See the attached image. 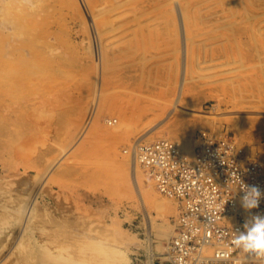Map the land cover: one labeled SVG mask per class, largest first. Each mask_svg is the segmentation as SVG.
Instances as JSON below:
<instances>
[{
  "label": "rangeland",
  "instance_id": "1",
  "mask_svg": "<svg viewBox=\"0 0 264 264\" xmlns=\"http://www.w3.org/2000/svg\"><path fill=\"white\" fill-rule=\"evenodd\" d=\"M0 46V264H169L134 143L264 163V0H0Z\"/></svg>",
  "mask_w": 264,
  "mask_h": 264
},
{
  "label": "built area",
  "instance_id": "2",
  "mask_svg": "<svg viewBox=\"0 0 264 264\" xmlns=\"http://www.w3.org/2000/svg\"><path fill=\"white\" fill-rule=\"evenodd\" d=\"M190 154L176 141L134 143L132 152L158 193L178 204L174 230L164 249L169 264H264L233 240L259 207L246 211L237 174L246 185L264 190V164L245 156L233 138L200 134Z\"/></svg>",
  "mask_w": 264,
  "mask_h": 264
},
{
  "label": "clouds",
  "instance_id": "3",
  "mask_svg": "<svg viewBox=\"0 0 264 264\" xmlns=\"http://www.w3.org/2000/svg\"><path fill=\"white\" fill-rule=\"evenodd\" d=\"M236 182L243 192L241 205L246 211L259 207L260 200L264 198V190L255 185H246L237 174ZM237 248L243 252L264 258V215H251L243 225V231L237 229L233 240Z\"/></svg>",
  "mask_w": 264,
  "mask_h": 264
},
{
  "label": "bare ground",
  "instance_id": "4",
  "mask_svg": "<svg viewBox=\"0 0 264 264\" xmlns=\"http://www.w3.org/2000/svg\"><path fill=\"white\" fill-rule=\"evenodd\" d=\"M15 16V15H14ZM14 19V21H16V25L17 26H15V31H16V33H19V34H21V35H24V34H26V33H28L29 34V27H26L27 25H24V24H22L21 23V21H20V19L21 18H17V16L15 17V18H13ZM14 21H13V23H14ZM32 31H33V29H32ZM32 36V35H31ZM28 37H29V35H28ZM37 37V36H36ZM38 39V38H37ZM21 40H23V39H21ZM34 41V40H33ZM38 41H39V39H38ZM38 41H36L37 43H38ZM40 41H42V40H40ZM41 43V42H40ZM39 44V43H38ZM45 45V44H44ZM2 46V45H1ZM0 46V47H1ZM32 46V45H31ZM37 46V45H36ZM50 46V45H49ZM49 46H46V47H49ZM3 47H4V44H3ZM41 47V46H40ZM43 47V46H42ZM49 48H51V47H49ZM39 49V48H38ZM2 49L0 48V52H2L1 51ZM8 50V49H7ZM4 51H6V49H4ZM34 52V51H33ZM38 52H39V50H38ZM4 53V52H3ZM2 54V53H1ZM17 54H19V53H17ZM3 55V54H2ZM11 55V54H10ZM15 56V55H14ZM0 58H1V55H0ZM14 58V57H13ZM16 59V58H15ZM11 60V59H10ZM27 60V59H26ZM32 60V59H31ZM7 61V60H6ZM18 61H20V60H17V62ZM21 61H23V59L21 60ZM8 63H9V61H7ZM36 62V61H35ZM29 63V62H28ZM33 63V62H32ZM11 66V68H12V70H14L15 68H17V67H14L11 63H9ZM30 64V63H29ZM4 65H5V67H6V65H8V64H5L4 63ZM31 65V64H30ZM21 67L19 68V69H17V70H19V71H21V78L23 79V78H25L26 79V77H28V75L30 74V71L29 70H31V68H29L30 66H28V64L27 63H24V61L22 62V64L20 65ZM2 67V66H1ZM4 68V67H3ZM11 70V71H12ZM2 72V71H1ZM0 72V73H1ZM9 72V71H8ZM15 72H17V71H15ZM3 73V75L4 76H6V75H8V73H5V72H2ZM17 73H19L20 74V72H17ZM33 73V72H32ZM16 74V73H15ZM14 76V75H13ZM15 76H17V75H15ZM2 78H5V77H2ZM2 78H1V80H2ZM15 78V77H14ZM9 79V78H8ZM4 80L5 79H3V83H4ZM2 82V81H1ZM9 82V81H8ZM14 82V81H13ZM18 82V81H17ZM12 84V83H11ZM1 85V84H0ZM3 85V84H2ZM1 85V86H2ZM5 85V84H4ZM3 87V86H2ZM6 87H7V85H6ZM8 88H9V90H10V87H9V85H8ZM6 89V88H5ZM4 89V90H5ZM3 90V91H4ZM7 90V89H6ZM5 90V91H6ZM8 90V91H9ZM17 90V89H16ZM24 91V90H23ZM13 92V91H12ZM16 92V91H15ZM10 93H11V91H10ZM1 94H2V92H1ZM6 94V93H5ZM12 94H14V93H12ZM16 94V93H15ZM28 94V93H27ZM24 95V94H23ZM16 96V95H15ZM9 97V96H8ZM14 97V96H13ZM17 97V96H16ZM10 98H12V97H10ZM15 98V97H14ZM13 98V99H14ZM25 98V97H24ZM20 98H19V96H18V100H19ZM12 100V99H11ZM14 101V100H13ZM21 101V100H20ZM25 101V100H24ZM19 102V101H18ZM13 103H16V102H13ZM15 110V109H14ZM17 110V109H16ZM167 138V137H166ZM166 138H164V139H166ZM161 140H162V138H160ZM156 140V139H155ZM159 140V139H158ZM171 140V139H170ZM173 141H175L174 139H173ZM153 142V141H152ZM176 142L179 144V146H180V148H181V150L183 151V152H185V153H187V152H189L190 150H188L187 152H186V150L187 149H185L181 144H182V142L180 141V143L178 142V140H176ZM187 154H190V153H187ZM262 163V162H261ZM138 164V163H137ZM264 164V163H263ZM138 166H139V164H138ZM140 167V166H139ZM137 176V175H136ZM151 181V180H150ZM141 185H142V183H141ZM142 187V186H141ZM152 189H155V191H157L156 190V188H155V186H154V183L151 181V186H150ZM156 193V192H155ZM158 193V192H157ZM156 193V194H157ZM160 194V193H159ZM161 195V194H160ZM168 199V198H167ZM170 200V199H169ZM175 204V203H174ZM177 205V204H176ZM176 205H175V207H176ZM42 249V248H41ZM45 249V248H44ZM43 250V249H42ZM56 251V250H55ZM51 252V251H50ZM49 252V254H53V253H50ZM63 252H64V250H63ZM62 252V253H63ZM56 253V252H55ZM75 253V252H74ZM39 255V254H38ZM50 256V255H49ZM54 256V255H53ZM64 256V255H63ZM67 256V255H66ZM56 257V256H55ZM68 258V257H67ZM49 259H51L50 257H49ZM59 259H61V258H59ZM55 260H57V259H55ZM54 260V261H55ZM62 260V259H61ZM60 261V260H59ZM63 261V260H62ZM68 261V260H67Z\"/></svg>",
  "mask_w": 264,
  "mask_h": 264
}]
</instances>
